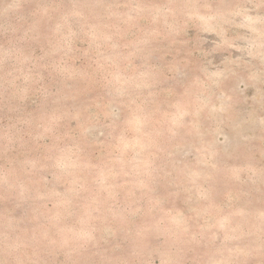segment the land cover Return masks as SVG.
<instances>
[{
  "label": "rangeland",
  "instance_id": "374dc122",
  "mask_svg": "<svg viewBox=\"0 0 264 264\" xmlns=\"http://www.w3.org/2000/svg\"><path fill=\"white\" fill-rule=\"evenodd\" d=\"M0 264H264V0H0Z\"/></svg>",
  "mask_w": 264,
  "mask_h": 264
}]
</instances>
